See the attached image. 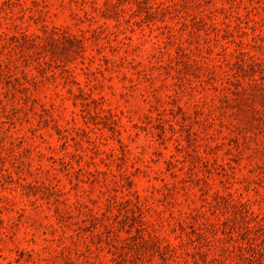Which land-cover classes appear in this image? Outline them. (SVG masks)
I'll return each instance as SVG.
<instances>
[{
    "label": "rangeland",
    "instance_id": "obj_1",
    "mask_svg": "<svg viewBox=\"0 0 264 264\" xmlns=\"http://www.w3.org/2000/svg\"><path fill=\"white\" fill-rule=\"evenodd\" d=\"M0 264H264V0H0Z\"/></svg>",
    "mask_w": 264,
    "mask_h": 264
}]
</instances>
